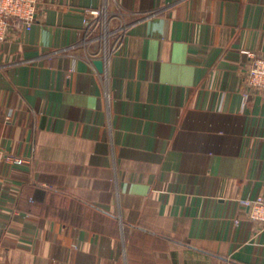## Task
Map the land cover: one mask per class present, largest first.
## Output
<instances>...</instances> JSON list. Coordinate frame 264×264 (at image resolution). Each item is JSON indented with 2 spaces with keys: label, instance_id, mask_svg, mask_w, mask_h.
<instances>
[{
  "label": "crops",
  "instance_id": "obj_1",
  "mask_svg": "<svg viewBox=\"0 0 264 264\" xmlns=\"http://www.w3.org/2000/svg\"><path fill=\"white\" fill-rule=\"evenodd\" d=\"M261 57L264 0H38L0 42V150L27 160L0 163V264H264L239 204L264 193Z\"/></svg>",
  "mask_w": 264,
  "mask_h": 264
},
{
  "label": "built area",
  "instance_id": "obj_2",
  "mask_svg": "<svg viewBox=\"0 0 264 264\" xmlns=\"http://www.w3.org/2000/svg\"><path fill=\"white\" fill-rule=\"evenodd\" d=\"M38 0H0V42H3L10 27L30 30L36 21ZM105 9L87 13L83 19V28L92 33L98 30L101 41L105 42L106 36ZM249 90L264 92V57L256 58L249 68L246 76ZM27 162L24 158L0 150V163L8 165H22ZM239 204L244 209L246 216L252 222L264 227V193L253 199H240ZM238 224V221H235Z\"/></svg>",
  "mask_w": 264,
  "mask_h": 264
},
{
  "label": "water",
  "instance_id": "obj_3",
  "mask_svg": "<svg viewBox=\"0 0 264 264\" xmlns=\"http://www.w3.org/2000/svg\"><path fill=\"white\" fill-rule=\"evenodd\" d=\"M94 65L99 72H103V62L101 60L94 61Z\"/></svg>",
  "mask_w": 264,
  "mask_h": 264
}]
</instances>
